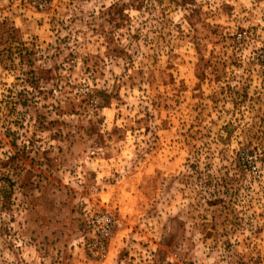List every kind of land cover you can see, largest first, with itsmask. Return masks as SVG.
<instances>
[{"label":"rangeland","instance_id":"rangeland-1","mask_svg":"<svg viewBox=\"0 0 264 264\" xmlns=\"http://www.w3.org/2000/svg\"><path fill=\"white\" fill-rule=\"evenodd\" d=\"M0 264H264V0H0Z\"/></svg>","mask_w":264,"mask_h":264}]
</instances>
